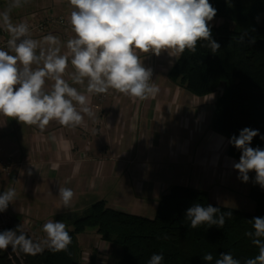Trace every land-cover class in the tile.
<instances>
[{
	"label": "clouds",
	"instance_id": "clouds-1",
	"mask_svg": "<svg viewBox=\"0 0 264 264\" xmlns=\"http://www.w3.org/2000/svg\"><path fill=\"white\" fill-rule=\"evenodd\" d=\"M26 3L27 0H11L0 11V27L10 37L6 47L0 48V116L35 126L41 132L51 121L75 128L84 124L85 115L95 116L89 107L90 96L64 78L69 63L73 68L72 82L85 86L88 94H107L112 90L144 101L155 98L160 89L152 82L153 71L144 66L140 54L159 57L167 53L178 60L186 50L196 53L199 41L207 42L213 54L221 48L212 38L210 22L217 9L209 0H67L71 9L67 23L73 36L67 40V51L63 53L56 35L33 39L27 22H12V9ZM247 36V32H242L239 42L245 43ZM247 43H255V37ZM46 81L52 82L47 89ZM256 137L264 141L259 129L244 127L238 134L230 135L227 143L239 152L238 161L232 163L237 179L248 183L249 173L254 172L252 183L264 189V148L252 146ZM27 175H32L31 168ZM74 195L70 188H58L57 209L69 208ZM16 197L14 187L0 193V213ZM230 216L231 211L200 203L191 204L184 213L192 229L205 224L222 228ZM249 223L251 228L245 236L257 254L241 260L231 252H221L214 260L209 252L201 257L205 264L213 260L214 264H264V215L252 217ZM41 231L44 236L39 241L28 237L19 226L0 231V251L11 249L17 256H36L46 249L54 253L68 251L72 237L64 222L50 219ZM163 261L162 253H153L147 264Z\"/></svg>",
	"mask_w": 264,
	"mask_h": 264
},
{
	"label": "crops",
	"instance_id": "crops-1",
	"mask_svg": "<svg viewBox=\"0 0 264 264\" xmlns=\"http://www.w3.org/2000/svg\"><path fill=\"white\" fill-rule=\"evenodd\" d=\"M33 11L36 20L46 14ZM56 11L63 15L59 6ZM48 34L60 39L62 53L67 51L72 37H64L59 29L42 35L32 32L30 37L42 40ZM145 55L140 54L144 66L152 69V82L160 89L155 98L133 100L111 90L109 98L100 101L72 82L69 63L65 80L90 96L89 107L95 113L94 118L85 115L84 127L51 121L41 132L0 116V159L12 162L7 174L0 171V193L16 189L9 216L33 240L43 238L41 227L50 219L61 220L68 230L96 202L153 218L159 198L172 186L205 191L211 203L221 206V195L238 186L232 169L238 160L227 155V139L210 129L219 91L196 97L169 81L175 58L167 53ZM51 83L46 81V89ZM60 187L75 195L69 208L58 210Z\"/></svg>",
	"mask_w": 264,
	"mask_h": 264
},
{
	"label": "trees",
	"instance_id": "trees-1",
	"mask_svg": "<svg viewBox=\"0 0 264 264\" xmlns=\"http://www.w3.org/2000/svg\"><path fill=\"white\" fill-rule=\"evenodd\" d=\"M209 2L217 9L211 24L212 38L221 48L213 54L207 42L199 41L196 53L186 50L175 60L167 77L196 97L219 91L210 119L214 133L227 139L250 127L264 134V0ZM242 32L248 33L245 43L239 42ZM251 37H255V43L248 44ZM252 146L264 148V141L256 137ZM227 155L234 160L239 158V152L230 145ZM254 176V172L249 173L248 197L255 203L253 213L213 204L205 191L172 186L159 198L153 218L129 215L109 208L103 201L96 202L68 229L72 243L67 252L46 249L36 256H17L9 249L0 251V264H97L98 251H93L89 261L83 263L74 244L75 237L90 228L96 230L102 246H107L108 264H147L153 253L163 254L162 264H205L201 257L209 252L214 260L221 252H231L243 260L258 252L245 236L251 228L249 220L264 215V189L252 183ZM193 203L211 204L231 211L232 216L226 217L222 228L205 224L192 229L184 213ZM17 226L21 230L19 222L13 221L10 229Z\"/></svg>",
	"mask_w": 264,
	"mask_h": 264
},
{
	"label": "rangeland",
	"instance_id": "rangeland-1",
	"mask_svg": "<svg viewBox=\"0 0 264 264\" xmlns=\"http://www.w3.org/2000/svg\"><path fill=\"white\" fill-rule=\"evenodd\" d=\"M11 0H0V11H4ZM57 6L59 11L64 17L68 19L70 14V7L68 6L67 0H27V3L21 8H15L11 11V17L17 23L18 21L28 17L29 15L36 14L33 10L45 11L48 14L56 13ZM33 9V10H32ZM53 11V12H52ZM217 21V20H216ZM215 19L210 23L213 24ZM238 186L233 189L228 195L225 193L221 195L222 206L230 207L237 210L253 213L255 211V203L248 197V190L250 180L248 183H242L240 180ZM82 212V215L86 212ZM150 214V212L148 213ZM147 214V215H148ZM71 229V228H69ZM102 242L98 238L96 230L90 228L84 233L79 234L75 237V246L82 256H89L93 254V251H98L96 254L97 264H108L107 257V246L101 244ZM105 246V247H104Z\"/></svg>",
	"mask_w": 264,
	"mask_h": 264
},
{
	"label": "built area",
	"instance_id": "built-area-1",
	"mask_svg": "<svg viewBox=\"0 0 264 264\" xmlns=\"http://www.w3.org/2000/svg\"><path fill=\"white\" fill-rule=\"evenodd\" d=\"M67 20L68 19L62 15L54 16L52 14H49L46 17H44L40 22H34L28 20H23V21L27 22V24L29 25L30 33L35 32L37 34L42 35L44 33L52 32L54 29H59L64 37H72L73 33L71 32ZM0 35H1L0 48H5L6 41L7 39L10 38L9 34L3 29V27H0ZM110 92L111 90L107 94L98 95V99L100 101L107 100L110 96ZM85 125L86 124H84L83 127ZM11 166H12V162L9 159L0 160V168L3 173L7 174L10 171ZM12 223L13 220L8 214V209L5 212L0 213V231L10 229ZM82 261L83 263H87L89 261V257L83 256Z\"/></svg>",
	"mask_w": 264,
	"mask_h": 264
},
{
	"label": "bare ground",
	"instance_id": "bare-ground-1",
	"mask_svg": "<svg viewBox=\"0 0 264 264\" xmlns=\"http://www.w3.org/2000/svg\"><path fill=\"white\" fill-rule=\"evenodd\" d=\"M49 15V14H48ZM47 16V14H45V16L44 17H46ZM27 17V16H26ZM43 17V18H44ZM23 20H26L25 18L24 19H22L21 21H23ZM42 20V19H41ZM41 20H36L35 19V17L34 16H32L28 21H34V22H40ZM1 36V35H0ZM0 160H4V159H0ZM0 171L2 172V170H1V168H0ZM8 214H9V210H8Z\"/></svg>",
	"mask_w": 264,
	"mask_h": 264
}]
</instances>
